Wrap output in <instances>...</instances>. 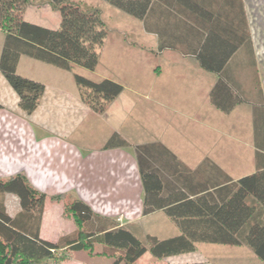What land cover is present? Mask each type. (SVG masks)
<instances>
[{"label": "trees", "instance_id": "obj_1", "mask_svg": "<svg viewBox=\"0 0 264 264\" xmlns=\"http://www.w3.org/2000/svg\"><path fill=\"white\" fill-rule=\"evenodd\" d=\"M103 1L143 21L146 32H157L160 52L172 50L195 56L204 70L219 75L211 102L220 111L230 113L247 101L233 96L228 83L230 63L238 53L254 57L250 64L254 63L258 75L244 0ZM49 2L61 16L60 26L54 30L24 20L29 0H0V29L5 33L0 71L16 92L19 109L28 115L37 110L46 88L18 74L21 57L66 71L74 67L95 71L108 35L94 9L83 10L66 0ZM158 9L173 25L164 18L161 29L151 28ZM168 36L169 43L163 40ZM179 39L187 44H178ZM74 78L81 101L96 114L105 113L124 91L122 84L110 79L93 81L78 74ZM252 104L256 172L238 180L220 174L208 159L192 171L161 143L134 148L144 189L143 215L163 211L181 232L174 238L147 236L145 243L130 229L99 217L76 199L66 200L64 207V216L73 221L76 232L57 242L44 240L40 232L46 196L23 174L0 178V194L16 196L21 207L11 216L0 200V264H56L57 253L63 257L76 252L112 259V264H136L147 252L155 260H163L194 253L200 243L246 246L264 264V101L257 99ZM129 146L120 135L113 134L104 148ZM204 176L206 181L199 184ZM65 199L55 197L57 201ZM97 245L104 250L96 252Z\"/></svg>", "mask_w": 264, "mask_h": 264}, {"label": "crops", "instance_id": "obj_2", "mask_svg": "<svg viewBox=\"0 0 264 264\" xmlns=\"http://www.w3.org/2000/svg\"><path fill=\"white\" fill-rule=\"evenodd\" d=\"M175 1L169 0L172 3ZM30 10L35 9L28 7L26 12ZM164 18L166 16L158 9L154 13L151 28L161 29ZM140 22L141 32L151 38L141 45L150 47L159 63L150 68L151 71L141 72L135 77L131 97L125 95L128 92L125 86L123 93L103 114H96L89 109L81 101L79 91L77 94L67 88L61 80L62 76L57 73L55 76L59 78L53 85L47 80L23 76L44 84L46 88L39 107L28 115L19 109V98L0 71V178L23 174L35 190L46 196L40 232L44 240L57 242L61 237L76 232L73 221L64 216V200H53L59 196H65V200L71 198L67 201H82L99 217L130 229L136 236L145 234L141 227L144 220L165 214L157 211L148 216L143 215L144 189L134 149L138 145L160 142L192 171L208 159L219 169L220 174H227L233 180L256 172V155L252 161L250 157L246 161L248 156L244 152L225 149L223 143L224 136H227L224 133V121L232 116L247 119L245 125H249L248 135L251 125L255 141L252 103L257 99L264 101V85L259 69L257 75L256 66L250 64L255 60L254 57L242 52L231 61L228 75L231 94L247 101L237 105L230 113H224L211 102V92L219 75L204 70L195 56H183L172 50L160 52L159 35L154 30L146 32L144 22ZM167 22L169 26L173 25L170 17ZM118 34L122 37L120 31ZM122 38L118 41L126 42ZM4 39L5 33L0 29V56ZM163 40L169 43L171 38L168 36ZM179 42L187 44L184 39H179ZM109 60L113 64L123 62L117 54L111 55ZM119 79L113 81L119 82ZM137 100L149 102L157 125L168 127L166 141L161 137L156 140H132L128 136L130 112L127 110L136 109ZM104 118L108 119V135L113 132L120 135L130 144L129 147L105 149L112 135L107 136L105 144L100 147L77 142V133L84 122ZM235 122L231 131L236 135L243 134L239 128L241 123ZM208 125L211 126L210 134L206 132ZM213 172L218 173L216 169ZM237 174L241 175L236 177ZM199 180V184L204 183L206 177L202 178L203 181ZM16 214L9 212L11 216ZM254 264L258 263L254 261Z\"/></svg>", "mask_w": 264, "mask_h": 264}, {"label": "rangeland", "instance_id": "obj_3", "mask_svg": "<svg viewBox=\"0 0 264 264\" xmlns=\"http://www.w3.org/2000/svg\"><path fill=\"white\" fill-rule=\"evenodd\" d=\"M66 1L68 3L78 5L83 10L94 9L97 11L108 30V35L105 40L106 46L104 44L101 50V58L98 67L95 71H88L80 67H74L72 71H66L30 57L22 56L18 74L20 76L39 78V80L43 81L47 80L49 84L53 85L57 83V79L59 77H56L55 75L58 73L57 75L62 76L61 80L64 85L77 94L78 87L74 78L76 74L93 81L120 78V84L124 85V87L126 86L128 89V92L125 95L127 97H131L130 93L131 89L135 86V77H137V75L141 72L147 73L151 71L149 69L157 66L159 63V59L156 58L157 56L152 52L151 48L141 45L142 43H146L144 41H148L151 38L141 32L140 20L123 13L103 0ZM244 1L257 66L260 72L262 84L264 85V0ZM51 6L52 5L49 0H29L28 7H34L35 10H30L28 13L26 12L24 20L28 23L44 28L53 30L57 29L60 26L61 16L59 11H54V7L52 6V8ZM122 21L123 25L121 27ZM120 28L122 29L120 30ZM119 31L122 37L125 38L128 45L124 46L126 42L122 41V43H120L118 41L123 39L120 34H118ZM142 50H145L147 53ZM113 54L119 55L120 59L123 61L122 64H113V62L109 60L110 56ZM136 104V109L127 110L128 113L130 112L129 120L127 122L128 136L132 140H135V138H138L140 141L156 140V138L161 137V139L163 138L166 141L168 138V127L157 125L152 116L149 102L145 100H137ZM239 118H233V116L227 119L225 118L224 125L226 129H224V133L227 136H224V148L244 152L248 156V158L246 157V161H249V157L252 161L254 155L257 153L256 141H253L252 138V127L250 125V134L248 135L249 125H245L247 123V119L245 117ZM107 120V118H104L96 120L95 122H84L77 133V142L79 144H85L88 146L93 145L96 147H100L105 144L104 139H107V136H111L114 133L113 132L108 135L109 128ZM235 121L241 123L239 128L241 129L240 132H243V134L241 133L240 135H236L233 131H231V127L236 123ZM207 128L206 132L210 134L211 126L208 125ZM152 142L154 143V141ZM164 146L167 147L166 145ZM240 175L241 174H237L235 176L237 177ZM0 200L4 203L8 213L10 212L12 214H16V211L17 213L21 211L20 202L16 196L0 194ZM53 200L55 202H60L55 200V198H53ZM67 200H71V198H68ZM64 202H66V200ZM141 227L143 228L145 234L138 235L137 238L145 243L147 236L157 237L159 240H165L180 235V230L177 225L163 213L144 220L141 223ZM196 246L197 248L194 253L163 260H155L152 258L151 254L147 252L136 264H247L249 262V264H254V261L258 264H262L253 251L246 246H228L204 243L197 244ZM103 250L104 246H96V252H101ZM56 259V264H112L113 262L112 259H106L98 256L91 257L86 252L65 254L63 257L57 253Z\"/></svg>", "mask_w": 264, "mask_h": 264}, {"label": "built area", "instance_id": "obj_4", "mask_svg": "<svg viewBox=\"0 0 264 264\" xmlns=\"http://www.w3.org/2000/svg\"><path fill=\"white\" fill-rule=\"evenodd\" d=\"M119 221H120V219H119Z\"/></svg>", "mask_w": 264, "mask_h": 264}]
</instances>
